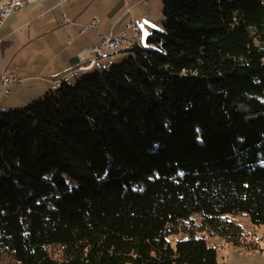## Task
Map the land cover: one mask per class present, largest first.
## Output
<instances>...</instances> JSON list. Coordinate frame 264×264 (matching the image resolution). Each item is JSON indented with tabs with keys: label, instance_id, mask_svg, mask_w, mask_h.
I'll return each mask as SVG.
<instances>
[{
	"label": "trees",
	"instance_id": "obj_1",
	"mask_svg": "<svg viewBox=\"0 0 264 264\" xmlns=\"http://www.w3.org/2000/svg\"><path fill=\"white\" fill-rule=\"evenodd\" d=\"M162 6L151 46L0 109V264H220L216 235L264 252L234 218L264 225V0Z\"/></svg>",
	"mask_w": 264,
	"mask_h": 264
},
{
	"label": "crops",
	"instance_id": "obj_2",
	"mask_svg": "<svg viewBox=\"0 0 264 264\" xmlns=\"http://www.w3.org/2000/svg\"><path fill=\"white\" fill-rule=\"evenodd\" d=\"M137 1L29 0L0 27V109L21 108L63 81L75 82L80 76L122 60L124 57L111 58V53L99 57L87 53L85 64L95 61L82 69L77 57L82 48L99 44L102 35L130 31L127 20L133 18L141 25V17L133 13ZM94 20L97 28L83 31ZM152 28L148 25L141 30L147 33ZM4 74L19 79L11 84L9 94L2 83Z\"/></svg>",
	"mask_w": 264,
	"mask_h": 264
},
{
	"label": "rangeland",
	"instance_id": "obj_3",
	"mask_svg": "<svg viewBox=\"0 0 264 264\" xmlns=\"http://www.w3.org/2000/svg\"><path fill=\"white\" fill-rule=\"evenodd\" d=\"M139 0L136 2V6L134 7V16L135 17H141V28L143 31H145L146 26L150 25V27H155L157 29L163 28V18H164V7L163 0ZM142 7H141V5ZM143 8L145 13H143ZM156 23V24H155ZM149 32H142L141 38L137 41L142 47H149L151 46L148 43V38L152 34L153 29ZM133 31H127V36L132 37ZM130 53L124 50L119 49L116 52H111V58L112 57H124V59L119 60V62H114L111 66L117 65L119 63H122L123 61L129 59ZM97 72H94L95 74ZM93 74H89L87 76H91ZM86 77V76H85ZM76 83V82H75ZM31 99L30 101H32ZM235 221L243 226L246 231L249 233H255L257 236H263L264 238V225L257 226L252 223L251 219L247 215H235ZM189 237L188 234L181 233L178 235H173L169 237V241L172 245V247H175L177 241L179 240H185ZM208 243L211 246H214L218 250V261L220 264H264V252L255 249V250H248L244 248L243 246H235L232 243H230L228 240H225L224 237L221 236H211L208 237ZM262 247L264 249V239L261 241Z\"/></svg>",
	"mask_w": 264,
	"mask_h": 264
},
{
	"label": "built area",
	"instance_id": "obj_4",
	"mask_svg": "<svg viewBox=\"0 0 264 264\" xmlns=\"http://www.w3.org/2000/svg\"><path fill=\"white\" fill-rule=\"evenodd\" d=\"M29 0H4L0 4V27L4 24L5 20L12 15L14 12H18L21 8L28 4ZM65 18V17H64ZM126 28L127 30L133 31V36L128 37L127 31L118 34L117 36L112 35H102L101 42L97 45L82 48V50L78 54V62L80 63V67L82 69H86L90 64H93L95 59L91 61L90 64L86 63V54L93 53L96 57L102 56L107 53L116 52L119 49H127L133 46L137 41L141 38V26L135 21V19L131 18L127 20ZM88 27H92L94 29L97 28L96 21L91 22L89 26H84L83 31ZM2 79V83L6 89V94H9L11 91V84L19 81L18 78L14 74L6 75L4 74Z\"/></svg>",
	"mask_w": 264,
	"mask_h": 264
}]
</instances>
